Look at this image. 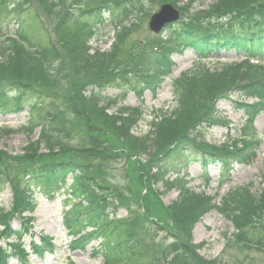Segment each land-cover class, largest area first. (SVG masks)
I'll return each instance as SVG.
<instances>
[{"label":"trees","instance_id":"16d2710c","mask_svg":"<svg viewBox=\"0 0 264 264\" xmlns=\"http://www.w3.org/2000/svg\"><path fill=\"white\" fill-rule=\"evenodd\" d=\"M45 1L53 5L52 0ZM59 1L63 12L55 30L58 44H64L60 36L70 31L72 25L77 35L75 41L69 43L64 54H60L57 43L53 42L49 32L43 30L40 10L46 12V5H38L36 0H0V34H13L20 42L36 47L43 56H49L52 62L50 64H55L52 65L54 71H57L54 69L56 66L61 69L62 63L67 62L72 64L80 75L86 74L85 83L81 84L79 89L72 87L70 91L72 94L82 93L84 101L105 117L107 113L102 103L103 91L109 81L101 78L99 69L106 58L100 50H92L89 42L98 32V28L109 20L120 23L129 15L138 16L144 0H103L84 7L83 0H76L73 3L75 7L68 8L64 6L63 0ZM168 2L177 5L175 0ZM185 8H180L184 10V14L179 21L164 28V39L161 38L158 44L147 47L145 56L140 57L131 66V70L128 69L129 71L124 73L128 83H132L136 77L138 86H134L137 89L141 87L137 90L140 97L144 94L143 89L158 88L161 73L169 72L174 64V49H190L200 58L219 53L223 49H235L264 58V0H214L208 9L190 11L188 7ZM13 22L17 24L14 33L9 29ZM4 42L14 56L19 43L14 39ZM166 43H174L175 47H165ZM199 62L196 77L185 73L175 81L177 107L171 113L161 110L152 121L153 129L148 136H138L131 132L139 116H130L126 108L119 112L120 115H114L112 118L115 135L128 143L130 152L141 158H154L155 168L154 172L150 169V175L153 176L155 184L162 183L167 191L179 190V197L168 208L171 210V221L178 227V232L172 233L175 241L164 247L160 253L163 264H166V261L167 264H216V260H204L198 255L194 248L197 245L192 244L190 233L191 228L212 206L213 199L202 201L201 195L191 191L187 183L183 182L184 176L173 179L168 176L170 164L186 165L190 152L196 150L199 152L198 160L204 171L217 164L222 166L223 170L229 171L233 160L250 162L255 157L258 146L247 145L235 152V149L226 145L205 142L203 131L207 130L211 121L202 120V117L207 108L210 110L209 102L214 94L222 88L236 85L235 79H239L235 87L238 94L264 99V69L248 65L245 60L241 65H223L219 70L210 71L205 63ZM3 63L0 57V64ZM254 67L258 70L252 71ZM13 68L11 64L3 71L7 72ZM48 99L49 95L42 88L29 84L24 77L0 72V113H19L27 110L30 116L28 134H32L33 130L40 126L41 141H44V136L50 131H61V125L55 123L60 121V117L53 108L54 103ZM238 106L247 111L252 110V106L242 103ZM47 117L50 120H47ZM170 141L168 148L160 150ZM96 145L97 143H93V146ZM30 149V158L25 160L20 168L14 169L11 178L8 176V170L0 169V185L10 183L14 190L11 209L0 211V225L4 224L6 228L4 232L0 230V240L12 237L15 239V243L9 245V248L0 244V264H9L11 254H21L23 257L26 255L21 241L23 234L20 235L19 230L12 229L9 219L12 216L22 217L25 211L34 208L32 195L35 191H52L56 186L59 188L60 183H66L69 177L72 178V194L69 208L64 212V223L73 237L70 243L73 249L84 250L93 241L100 240L99 246L93 248V252L101 253L106 264H112L116 260L127 263V259H132V264H152L151 260L143 259L147 257L145 254L150 243L134 229L130 220L110 216L117 213L119 202L122 201L121 192L117 187L105 184L101 177L95 174V167L89 163L86 164L77 158L45 159L36 156V153L40 152L38 148ZM53 197L54 195L50 196ZM218 208L226 213L239 231L237 240L241 245H254L264 249V191L259 197H255L244 187L233 190ZM20 230L25 231L22 228ZM42 241V246L32 245L37 252L43 253L48 248L53 249L50 238L43 237Z\"/></svg>","mask_w":264,"mask_h":264},{"label":"rangeland","instance_id":"374dc122","mask_svg":"<svg viewBox=\"0 0 264 264\" xmlns=\"http://www.w3.org/2000/svg\"><path fill=\"white\" fill-rule=\"evenodd\" d=\"M52 1L53 5L47 4L45 0H36V4L46 5V12L40 10V14L48 30L55 29L63 12L60 1ZM100 1L103 0H83L82 3L84 6L94 5ZM185 1L175 0L177 7H188L190 11H196L208 9L214 0ZM75 2L76 0H63L66 8ZM166 3L170 2L144 0V6L136 19L130 16L118 30L115 29L114 21L109 20L98 28L96 36L91 41L93 49H99L106 58L99 69L101 78L109 81V84L105 85L106 90L103 91V96L106 97L103 106L107 113L105 117L84 101L82 93L72 94L70 91L72 87L79 89L80 85L85 83L86 74L80 75L79 71L67 62L62 63L61 69L56 66L54 69L57 71H54L52 65L55 64H50L52 62L49 56H40L28 45L18 44V49L12 56L13 52L5 45L6 42L1 41L3 37H0V57L4 61L0 64V72L22 76L29 84L42 88L49 95L48 101L54 103L53 108L60 117L61 125L60 132L48 133L44 136V141H41L39 128L33 134H28L26 130L30 117L27 111L0 114V169L13 172L14 169L20 168L32 154L30 147L38 148L40 152L36 153V156L45 159L77 158L94 166L95 174L100 176L105 184L117 187L121 192L122 201L119 202L115 215L129 219L134 229L150 243L145 254L147 257L143 259L151 260L152 264H163L160 253L164 247L175 241L172 233H177L178 227L172 223L171 210L168 208L179 197V190L167 191L162 183L155 184L153 176L150 175V169L154 172L155 168L154 158L150 156L141 158L130 152L128 143L115 135L112 118L114 115H120L119 112L126 107L130 116H139L131 132L138 136H148L153 129L151 123L155 115L160 114L161 110L171 113L177 107L175 81L185 73L195 77L197 75L199 63L196 62V56L190 49H185L183 52L174 53L176 64L170 72L163 73L164 76L159 81L161 84L155 92L142 88L144 95L140 97L137 90L141 87L133 90L131 84L126 81L124 73L129 71L128 69L140 57L145 56L147 47L158 44L161 36L165 37L166 33H163V30L154 33L149 24L153 14ZM178 13L180 20L184 10L180 9ZM9 29L14 31L17 24L13 22ZM75 36L77 37L73 25L70 31L60 36L64 41V44L60 42V54L65 53L69 43L75 41ZM239 53L244 54L243 51ZM241 59H243L241 56H235L234 52H230L211 56L210 60L206 59L205 64L206 68L214 71L223 65H241ZM11 64L14 66L12 70L3 71ZM256 69L254 67L252 71ZM238 81L239 79H235L234 84ZM137 83V79L134 78L132 84ZM231 88H222L210 99V110L207 108L202 117V120L211 121L209 123L211 125L203 131L205 142L226 145L234 149L252 145L253 139H258L259 145L255 150L253 162L249 165L235 163L228 174L221 172L219 165H212L208 171H204L198 160V152L192 150L186 165L170 164L168 176L172 179L184 176L183 182L201 195L202 201L213 199L212 206L190 231L192 244L197 247L200 245L199 249L196 246L194 248L202 259L216 260L217 264H264V251L258 247L241 245L237 240L239 232L236 231L234 223L218 208L233 190L244 187L255 197H259L264 191V108L256 107L250 120L248 112L242 108L239 110L236 101H246L248 104L257 100L244 99L236 94L224 99ZM72 97L77 99L73 100ZM31 141L35 143L31 144ZM93 143L97 145L93 146ZM170 143L171 141L160 150L168 148ZM70 182L71 179L66 183V187ZM68 193L69 191L63 193L57 191L54 199L49 198L47 196L49 193L42 190L34 193L35 208L26 213L25 217L33 219L31 225L35 240L39 242L40 235L44 234L53 239L52 243L56 248L54 252L47 251L43 256L31 253L28 256L29 264L104 263L103 255L93 252V248L100 244L98 240L84 250H70L69 241L72 235L63 224L64 211L69 208ZM12 199V188L8 184L2 185L0 209H9ZM10 223L14 229H19L22 225L18 217L11 219ZM0 226L1 229L2 225ZM10 242L3 240L5 245H9ZM24 242L25 246L29 247L30 238H24ZM11 263L22 264L14 255Z\"/></svg>","mask_w":264,"mask_h":264},{"label":"water","instance_id":"95a60500","mask_svg":"<svg viewBox=\"0 0 264 264\" xmlns=\"http://www.w3.org/2000/svg\"><path fill=\"white\" fill-rule=\"evenodd\" d=\"M176 17L177 14L174 13L172 6L164 5L161 11L152 17L150 27L152 30L158 32L166 23L175 20Z\"/></svg>","mask_w":264,"mask_h":264}]
</instances>
